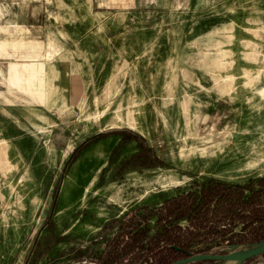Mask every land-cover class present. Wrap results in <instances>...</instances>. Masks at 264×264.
<instances>
[{"label":"rangeland","instance_id":"374dc122","mask_svg":"<svg viewBox=\"0 0 264 264\" xmlns=\"http://www.w3.org/2000/svg\"><path fill=\"white\" fill-rule=\"evenodd\" d=\"M262 241L264 0H0V264Z\"/></svg>","mask_w":264,"mask_h":264},{"label":"water","instance_id":"95a60500","mask_svg":"<svg viewBox=\"0 0 264 264\" xmlns=\"http://www.w3.org/2000/svg\"><path fill=\"white\" fill-rule=\"evenodd\" d=\"M243 248H249V252L246 254H237V251H241ZM264 255V241L246 245L244 247L238 248L237 246H232L231 250L225 254L218 253H198L187 255L183 258L177 259L170 264H193L201 262H232L234 264H242L253 258Z\"/></svg>","mask_w":264,"mask_h":264},{"label":"crops","instance_id":"0c3cea01","mask_svg":"<svg viewBox=\"0 0 264 264\" xmlns=\"http://www.w3.org/2000/svg\"><path fill=\"white\" fill-rule=\"evenodd\" d=\"M16 75L19 78L17 73ZM61 75H63L62 79L60 78ZM50 78L52 81V84L50 85V87L55 89V91L57 92H58L57 88L60 87L61 95L65 103H69L70 101L73 102L75 100L79 92L78 85L74 86L76 81L73 80V78L68 73H66V71H65V74L57 72L53 74Z\"/></svg>","mask_w":264,"mask_h":264},{"label":"trees","instance_id":"16d2710c","mask_svg":"<svg viewBox=\"0 0 264 264\" xmlns=\"http://www.w3.org/2000/svg\"><path fill=\"white\" fill-rule=\"evenodd\" d=\"M203 196L201 197V199L205 198L207 195H205L204 192H202ZM180 198L179 197H175L171 203L167 202V203H164L159 210L157 211H150L151 209H153V206H144V207H141L140 209H138L140 212H143V211H146V215H144L143 219H145L146 221L150 218H156V219H159V216L160 214H163L164 212L167 214L166 217H171V216H174L176 214L175 210L174 209V206H177L178 203L180 202ZM183 215H179V218L182 217ZM122 230V229H121ZM132 231H135L137 230V227L136 225H132ZM136 233L138 234H135V238H139V232L138 230L135 231ZM155 237H158L155 236ZM155 237H153V239H155ZM124 251V250H123Z\"/></svg>","mask_w":264,"mask_h":264},{"label":"bare ground","instance_id":"6f19581e","mask_svg":"<svg viewBox=\"0 0 264 264\" xmlns=\"http://www.w3.org/2000/svg\"><path fill=\"white\" fill-rule=\"evenodd\" d=\"M249 252V248H243L241 251H237V254H246ZM226 264H234L232 262H226Z\"/></svg>","mask_w":264,"mask_h":264}]
</instances>
